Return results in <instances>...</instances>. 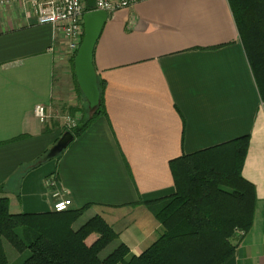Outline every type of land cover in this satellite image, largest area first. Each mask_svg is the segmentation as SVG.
<instances>
[{
	"label": "crops",
	"instance_id": "obj_1",
	"mask_svg": "<svg viewBox=\"0 0 264 264\" xmlns=\"http://www.w3.org/2000/svg\"><path fill=\"white\" fill-rule=\"evenodd\" d=\"M75 56L33 7L0 6V196L10 211H52L59 191L70 208L90 204L77 227L99 214L115 228L108 252L122 241L140 254L161 232L140 201L175 191L170 161L250 134L243 176L256 212L225 264H264V101L228 0H139L108 13L93 55L106 113L50 156L65 117L79 125L93 113L73 91Z\"/></svg>",
	"mask_w": 264,
	"mask_h": 264
},
{
	"label": "trees",
	"instance_id": "obj_2",
	"mask_svg": "<svg viewBox=\"0 0 264 264\" xmlns=\"http://www.w3.org/2000/svg\"><path fill=\"white\" fill-rule=\"evenodd\" d=\"M228 2L264 101V0ZM72 67L77 90L82 93L74 58ZM98 87L99 105L91 116H83L79 125L64 132L67 146L60 153L106 113L99 78ZM62 137L56 149L62 147ZM250 138V134L236 137L170 161L175 191L140 201L161 225L157 240L140 254L131 253L122 241L104 254L119 233L99 214L77 227L90 204L64 211L12 213L9 199L0 196V264H9L5 240L26 254L20 264H225L252 228L256 212V187L243 176ZM238 230L245 234H237ZM93 233L98 236L89 244L87 239Z\"/></svg>",
	"mask_w": 264,
	"mask_h": 264
},
{
	"label": "built area",
	"instance_id": "obj_3",
	"mask_svg": "<svg viewBox=\"0 0 264 264\" xmlns=\"http://www.w3.org/2000/svg\"><path fill=\"white\" fill-rule=\"evenodd\" d=\"M139 0H96L95 8L112 13L118 9L130 7ZM21 4L25 7H33L40 24L50 23L59 30L66 39L67 52L76 55L84 35V14L87 10L86 0H0V6ZM44 104L35 106L36 115L45 121L49 118ZM64 125L70 130L78 125V117L67 115ZM52 184L56 185L55 180ZM59 199L54 203V211H64L71 207L72 200L63 196L59 191L55 192ZM237 234H245L238 230Z\"/></svg>",
	"mask_w": 264,
	"mask_h": 264
},
{
	"label": "water",
	"instance_id": "obj_4",
	"mask_svg": "<svg viewBox=\"0 0 264 264\" xmlns=\"http://www.w3.org/2000/svg\"><path fill=\"white\" fill-rule=\"evenodd\" d=\"M86 2L89 10L84 15V38L74 58V71L78 85L86 97L90 108L95 109L100 102V91L93 55L97 40L107 20L108 13L104 10L95 8L96 0H86ZM67 135L68 134H65V136L62 137V147L60 146L58 149L55 147L51 150L50 156L59 154L60 149L67 146Z\"/></svg>",
	"mask_w": 264,
	"mask_h": 264
},
{
	"label": "rangeland",
	"instance_id": "obj_5",
	"mask_svg": "<svg viewBox=\"0 0 264 264\" xmlns=\"http://www.w3.org/2000/svg\"><path fill=\"white\" fill-rule=\"evenodd\" d=\"M75 83V85H76V82H73V84ZM77 90V87L75 88V90H73V91H76ZM74 93V92H73ZM75 95V94H74ZM86 114L88 113V114H91L92 113V111H93V109L91 108H89V106H86ZM87 114V115H88ZM60 137H62L61 135H60ZM4 246H5V250H6V252H7V254H8V257H9V264H20L22 261H23V259L26 257V254H21V253H19L14 247H12V245L7 241V240H5V242H4ZM111 244L105 249V251L104 252H108L109 251V249L111 248Z\"/></svg>",
	"mask_w": 264,
	"mask_h": 264
}]
</instances>
